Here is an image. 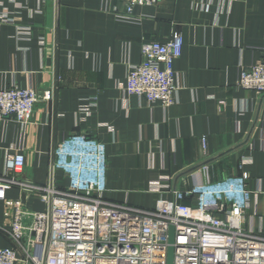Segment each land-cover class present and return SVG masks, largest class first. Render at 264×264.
<instances>
[{
	"label": "crops",
	"instance_id": "1",
	"mask_svg": "<svg viewBox=\"0 0 264 264\" xmlns=\"http://www.w3.org/2000/svg\"><path fill=\"white\" fill-rule=\"evenodd\" d=\"M54 1L0 0V90L52 94L29 124L0 122V173L5 153L20 150L24 168L13 177L45 187L54 150L80 133L104 146L106 200L151 209L206 179L242 178V226L264 234V94L237 84L241 68L264 58V0H159L131 15L123 0H57L56 16ZM173 33L182 39L175 103L123 93L117 84L142 61V44ZM54 180L67 187L61 172ZM5 195L29 211L48 208L36 192ZM7 230L0 201V249L22 258Z\"/></svg>",
	"mask_w": 264,
	"mask_h": 264
},
{
	"label": "built area",
	"instance_id": "2",
	"mask_svg": "<svg viewBox=\"0 0 264 264\" xmlns=\"http://www.w3.org/2000/svg\"><path fill=\"white\" fill-rule=\"evenodd\" d=\"M158 1L123 0L125 14ZM181 49L177 33L166 42H144L142 61L117 87L164 109L171 107L180 90L172 63ZM237 84L264 94V58L253 67L241 68ZM51 98L50 91L40 96L32 89L0 90V122L27 125L36 103ZM4 157L0 201L8 238L22 258L14 249H0V264H166L169 227L174 228L173 264H264V234L242 226L250 196L242 178L217 183L206 179L187 193L174 192L172 201L158 200L153 208L141 209L104 198V146L84 134H71L56 147L45 187L13 177L11 173L24 168L20 150H9ZM56 172L67 178L66 188L54 185ZM10 188L36 192L47 210L29 211L20 199H8L5 192ZM186 197H194V205L180 203Z\"/></svg>",
	"mask_w": 264,
	"mask_h": 264
},
{
	"label": "water",
	"instance_id": "3",
	"mask_svg": "<svg viewBox=\"0 0 264 264\" xmlns=\"http://www.w3.org/2000/svg\"><path fill=\"white\" fill-rule=\"evenodd\" d=\"M55 2V16L57 14V0ZM173 250H174V228L169 227L168 230V248H167V263L166 264H173Z\"/></svg>",
	"mask_w": 264,
	"mask_h": 264
}]
</instances>
